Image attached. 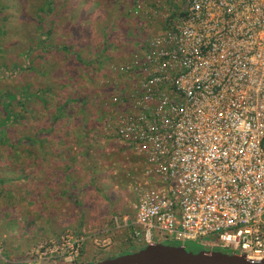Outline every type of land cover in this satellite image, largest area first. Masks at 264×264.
Segmentation results:
<instances>
[{
	"label": "built area",
	"instance_id": "2783aa9c",
	"mask_svg": "<svg viewBox=\"0 0 264 264\" xmlns=\"http://www.w3.org/2000/svg\"><path fill=\"white\" fill-rule=\"evenodd\" d=\"M177 1L173 29L107 67L117 87L104 134L139 160L123 227L136 249L202 240L263 262L264 0ZM59 250L41 246L34 259Z\"/></svg>",
	"mask_w": 264,
	"mask_h": 264
},
{
	"label": "rangeland",
	"instance_id": "374dc122",
	"mask_svg": "<svg viewBox=\"0 0 264 264\" xmlns=\"http://www.w3.org/2000/svg\"><path fill=\"white\" fill-rule=\"evenodd\" d=\"M2 1L0 68L14 77L0 78V93L26 92V103L12 104L22 116L0 137V264H86L139 252L121 220L134 222L130 174L139 160L102 135L115 88L99 72L114 60L129 61L156 33L161 19L152 15L154 0H139L138 16L130 12L133 0ZM157 1L169 18L183 9L177 0ZM66 116L85 117L68 127ZM156 241L194 253L212 250L202 240ZM50 245L59 253L37 262L41 246Z\"/></svg>",
	"mask_w": 264,
	"mask_h": 264
},
{
	"label": "water",
	"instance_id": "95a60500",
	"mask_svg": "<svg viewBox=\"0 0 264 264\" xmlns=\"http://www.w3.org/2000/svg\"><path fill=\"white\" fill-rule=\"evenodd\" d=\"M86 264H264L245 256L218 250L187 251L186 246H174L154 242L139 252L127 253L99 262Z\"/></svg>",
	"mask_w": 264,
	"mask_h": 264
},
{
	"label": "trees",
	"instance_id": "16d2710c",
	"mask_svg": "<svg viewBox=\"0 0 264 264\" xmlns=\"http://www.w3.org/2000/svg\"><path fill=\"white\" fill-rule=\"evenodd\" d=\"M0 3L1 4H4L2 0H0ZM52 3H50V8H52ZM139 4L137 3V0H133V3H132V6L131 9H130V12H137L138 9H137V6ZM41 10L43 11V7L41 8ZM46 10V8L44 9ZM39 12V11H38ZM137 15H140V13H137ZM41 17V16H40ZM175 15L172 17L174 18ZM13 22V20H12ZM14 23V22H13ZM108 35L105 36V38H107ZM43 41L45 40H48V38H42ZM67 52L72 55V56H75V57H78V54L77 55H73L72 52L67 49ZM26 55V53L24 54ZM119 61H117L118 63ZM28 68L29 69H33L31 67V64L28 62ZM2 77H14V71L13 70H7L6 68H0V78ZM26 94L25 93H21V94H17V93H8V92H4V93H0V137H6V129L8 127H10L12 124L16 123L20 116V114H17L14 109L12 108V104H19L21 105L22 107H24L25 103H26V100L23 101V98L24 95ZM37 96V95H36ZM35 96V97H36ZM34 97V96H33ZM27 99H31L30 98V95H27ZM74 100V98H73ZM110 101H112V98L110 99ZM83 107V105L81 104V108ZM60 108H63L65 109V106L62 105L60 107H57L56 111H57V114H60L58 112V110ZM59 117V116H58ZM63 117V116H62ZM70 117V116H69ZM76 126H78V123H75ZM54 126H57V123H54ZM44 133V130H41L39 133H38V136L40 134ZM5 141V140H4ZM180 243V242H179ZM186 246V245H185ZM131 253V252H130ZM125 253H122V254H119L115 257H118V256H121V255H124Z\"/></svg>",
	"mask_w": 264,
	"mask_h": 264
},
{
	"label": "crops",
	"instance_id": "0c3cea01",
	"mask_svg": "<svg viewBox=\"0 0 264 264\" xmlns=\"http://www.w3.org/2000/svg\"><path fill=\"white\" fill-rule=\"evenodd\" d=\"M137 3L138 4H141L142 3V1H139V0H137ZM145 3V2H144ZM153 5L154 6H157V9L158 10H160L161 9V7H164L163 6V4L161 3V2H159V1H157V0H154L153 2ZM143 4V3H142ZM167 9V8H166ZM131 14H133V15H135V16H138L137 15V13H135V12H131ZM140 14H142V13H140ZM152 14V13H151ZM152 15H154V14H152ZM155 16V15H154ZM156 17V16H155ZM173 17V15L170 17V18H168L167 20H166V18L165 19H163V17H160L159 19H161L160 21V23L158 22V21H156L155 20V22L157 23V25H158V30L156 31V33H154L153 34V36L152 37H149L150 38V40L151 39H153L154 37H156V36H158V35H160L161 33H163L165 30H166V28H168V29H173L174 28V26H175V23H176V21H177V17H175V18H172ZM148 38V39H149ZM147 39V40H148ZM146 40V41H147ZM149 40V41H150ZM148 43L149 42H147L146 43V45H145V47L143 48V49H139V50H137V51H134V52H132V53H129V54H131V56H130V59L131 58H133L136 54H141L142 55V53L147 49V45H148ZM113 54H115L116 56H118V52H113ZM115 58V57H114ZM113 58V59H114ZM114 61H116V62H113V63H117V60H114ZM99 74L102 76V75H104L103 77H106V79H100L101 81H103V83L105 84L107 81H108V86H110V87H114L115 89H116V87H115V85H114V79H113V72L112 71H109V70H107V68L105 69V70H103V71H101V72H99ZM72 86V85H71ZM104 89H106V88H104ZM101 90H103V87H102V89ZM112 107V106H111ZM115 107V106H114ZM60 113V112H59ZM61 114V113H60ZM73 117H75V116H70V118H72V119H70L69 117H65V122L67 123V126L68 127H70V125L71 124H74L75 125V123L77 122H79L80 121V119H82L83 117H85V116H81L82 118H79V119H75V118H73ZM84 119V118H83ZM74 131H75V129H74ZM84 131H85V129H84ZM80 132H83V130H80ZM86 132H87V130H86ZM100 134V133H99ZM104 133H102V135H103ZM105 135V134H104ZM103 138V137H102ZM104 140V139H103ZM98 142H99V140H98ZM122 149V148H121ZM124 150V149H123ZM126 153L128 152L127 150H124ZM122 155H124L123 153H122ZM127 155L129 156L130 155V153H127Z\"/></svg>",
	"mask_w": 264,
	"mask_h": 264
},
{
	"label": "flooded vegetation",
	"instance_id": "af4514ba",
	"mask_svg": "<svg viewBox=\"0 0 264 264\" xmlns=\"http://www.w3.org/2000/svg\"><path fill=\"white\" fill-rule=\"evenodd\" d=\"M223 252H226V253H228L227 251H223Z\"/></svg>",
	"mask_w": 264,
	"mask_h": 264
}]
</instances>
